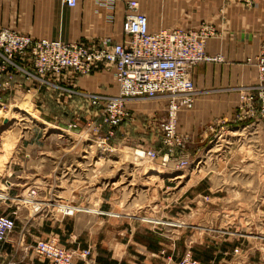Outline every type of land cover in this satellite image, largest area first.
Returning a JSON list of instances; mask_svg holds the SVG:
<instances>
[{
  "label": "rangeland",
  "instance_id": "obj_1",
  "mask_svg": "<svg viewBox=\"0 0 264 264\" xmlns=\"http://www.w3.org/2000/svg\"><path fill=\"white\" fill-rule=\"evenodd\" d=\"M141 6L147 10L152 9L150 4L143 6L141 3ZM151 18L156 24L157 18L154 15H151ZM211 29L213 30L212 27ZM198 69L204 73L206 68ZM212 73L209 74L210 78L214 77ZM220 88L218 84L213 83V80L196 87V98L201 103L198 112L207 121L211 120L208 127L214 126L220 118L212 120L215 114L213 112L208 114V110L212 107L206 106L204 103L206 98L215 97L221 92L236 94L244 87ZM24 94L12 99L6 104L7 107L0 111V196H7L6 199H0V213L10 215L15 220L13 230L21 233L17 239L18 243L22 244L21 250L25 256L32 255L30 257L33 260L38 259L39 257L34 256V252L24 251L23 247L33 246L38 242H34V238L48 239L54 236L52 234L60 235L64 218L81 212L88 214L89 218H95L96 214H109L110 207L116 206L118 212H125L124 210L128 209V214L139 218L138 225L160 223L179 231L176 234V243L181 246L172 251L173 257L166 258L163 264H177L186 256L200 264L229 262V264H242L240 250L242 249L244 253L252 247L259 248L255 254L256 256L259 254L258 259L246 264H257L260 261L264 250V216H258L256 219L253 217L233 219L224 230H221L219 219L203 217L210 212L209 207L212 205L209 203V197L204 194L217 198L219 203L224 200V203L229 202L240 207L250 206L249 208L256 205L253 202L251 189L243 183L256 178L264 181V170L247 171L245 167L258 160L255 156L247 159L242 155V147L239 146L236 138L239 135L236 134L234 137L226 133L233 138L226 137L227 143L223 145L221 151L214 148L212 142L208 147L212 149L210 152L212 156L205 154L207 144L197 149L199 153L202 152V165L199 170L197 168L193 170L192 183L195 184L184 194V197L204 195L207 201L199 211L193 206L183 210L180 209V205L169 202L173 195L180 191L179 186L175 187L173 181L178 178L168 179L164 176L172 175L171 173L176 170L174 155L168 157L165 166L162 165L165 150L160 141L159 122L154 120L157 115H153L150 107L156 100L166 102L164 98L128 101L131 106L141 105L137 109H132L133 113L131 112V123L135 120L138 124L135 127L128 126L124 130L126 136L114 137L110 142L111 149L108 151L103 149L99 140L92 138L85 131L81 132L80 129L71 133L62 131L63 127L77 116L83 117L86 114L85 110H88L81 109L75 94L70 95L72 100L70 108H56L62 103V95L51 93L47 96L45 101L49 109L47 107L44 113L46 117L36 103L39 93L34 92V97L33 91ZM101 95L115 96L111 91ZM36 110H40V115ZM12 116L15 118L11 119ZM4 120H6L5 124ZM53 132L58 135L57 139H50ZM184 136L189 139L188 135ZM139 148L154 150L157 159L149 162L144 158H137L135 151ZM217 154L220 155L217 156L218 158ZM160 167H165L166 170ZM159 170L163 174L158 172ZM257 190L259 194L255 195V202L258 198L259 202L262 200L264 212V186ZM30 191H34V196L31 202L25 203L24 200L28 198ZM210 191H214V194L212 195ZM110 198L116 199V202L112 200L110 204ZM54 204L71 207L74 209L73 213L65 215L61 210L53 207ZM182 210L184 212L181 213V217L179 214ZM69 228L70 225L66 226L65 231L69 232ZM218 232H224L225 235L222 236ZM193 235L195 238H192ZM173 238H175L173 235L167 237L170 240ZM218 239L223 245L217 244L220 247H211ZM65 244L66 246L63 244L64 248L68 251L88 249L90 259L95 262L89 247L77 249L73 247L74 242ZM10 260L8 259L4 264ZM82 260L76 257L75 262L83 264Z\"/></svg>",
  "mask_w": 264,
  "mask_h": 264
},
{
  "label": "crops",
  "instance_id": "obj_2",
  "mask_svg": "<svg viewBox=\"0 0 264 264\" xmlns=\"http://www.w3.org/2000/svg\"><path fill=\"white\" fill-rule=\"evenodd\" d=\"M126 1L128 0H76L74 8H67L61 3V0H0V31L10 30L27 35L32 39L59 40L63 43H80L89 47L99 46L103 41L117 43L122 39L121 25L124 20ZM133 1L138 3L139 11L147 17L150 31L196 30L201 24H207L213 28L215 34L207 40L205 51L210 56H221L223 62L204 63L191 70L190 77L195 91L196 87H200L204 83L207 84L210 80L218 84L220 89L248 87L255 84V68L248 65L246 59H252L258 55L264 56V0H246L247 3H223L222 0ZM141 3L143 6L145 4L152 5V9L143 8ZM151 15L157 18L156 24L152 22ZM199 67L206 68L205 72H200ZM210 73L214 75L213 78H210ZM53 82L59 89L43 87L33 91V97L34 92L39 93L36 103L43 114L46 113L47 107L49 109L45 100L51 93L63 96L62 103L56 108H70L72 102L70 95L73 93L101 95L111 91L112 95L117 94L113 72L106 71L100 66L85 76H77L66 71ZM41 91L42 93H40ZM197 99L195 94L193 108L189 111H181L177 118V132L182 136H189L186 152L192 156L201 145H205V141L210 135L206 133V130L211 120L207 121L199 114L198 109L201 103ZM79 102L81 109H88L82 98L78 100ZM204 103L208 108L212 107L211 110H208L209 115L211 112L215 114L212 120L229 117L235 111L237 93L221 92L215 97L206 98ZM140 106L125 104L130 115L134 109ZM150 107L153 115H157L154 120L160 123L165 118L166 102L156 100ZM37 111L40 115V110ZM85 112L91 118L95 115L90 110H85ZM46 116L44 114V117ZM131 121L132 115L129 121L123 122L116 128L115 138L126 136L124 130L128 126L135 127L138 124L135 120L133 123ZM256 138L264 145L262 132H259ZM160 168L166 170L165 167ZM245 168L247 171H263L259 169L257 163L248 164ZM158 172L163 174L160 170ZM171 174L164 176L168 179L178 178L173 181H175V187L179 186L180 191L175 193L169 202L180 205V209L183 210L193 206L199 211L200 207L206 204L204 198L209 197V203L212 204L209 207L210 212H207L203 217L219 219L221 230L229 226V222L233 219L242 220L252 217L256 219L258 216H264L262 215L264 213L262 200L259 202L258 198L255 202V195L259 194L257 189L264 186L262 180L259 181L256 178L243 183L244 186L251 189L254 205L256 204L249 208L250 206L242 205L240 207L229 202L224 203V200L219 203L217 198H211L208 194H204L207 197L204 195L184 197V194L195 184L192 183L193 169L175 170ZM213 192L210 191L212 195ZM112 200L116 202V199L110 198V204ZM183 210L179 214L181 217ZM124 211L118 212L116 206H111L109 214H96L94 219L89 218L88 214L77 213L72 217L64 218L60 235L52 234L54 236H50L48 239L59 241L58 244H61L62 248L64 245L66 246L65 243L73 242L75 243L73 247L75 246L77 249L89 247L93 252L95 264H163L166 258L173 257L172 251L181 246L176 243V234L179 231L167 228L160 223H139L140 225H138L139 218L128 214V209ZM68 225H70L69 232L65 231ZM218 233L222 236L225 235L224 232ZM19 235H21L20 232L13 230L2 242L1 249L4 254L2 264L8 259L16 264H49L43 258L33 260L30 257L32 255L25 256L21 250L22 244L18 243ZM170 235L175 238L167 239ZM192 238L195 236L193 235ZM34 239V242L48 240L47 238ZM76 239H78L77 243ZM217 244H222L220 239L216 240V244L211 247H220ZM26 247L28 246H24L23 249ZM258 250V247H252L242 253L241 249L242 264L256 261L259 254L257 256L255 254ZM16 253L19 254L16 255ZM73 264H81V262L74 260Z\"/></svg>",
  "mask_w": 264,
  "mask_h": 264
},
{
  "label": "built area",
  "instance_id": "obj_3",
  "mask_svg": "<svg viewBox=\"0 0 264 264\" xmlns=\"http://www.w3.org/2000/svg\"><path fill=\"white\" fill-rule=\"evenodd\" d=\"M222 2L247 3L246 0ZM61 3L67 8H74L76 0H61ZM137 4L133 0L125 4L122 39L117 43L103 41L99 46L89 47L59 40L32 39L8 30L0 31V111L20 94H29L43 87L59 89L53 80L66 71L85 76L100 66L106 71H113L117 94L107 97L73 93L82 98L88 111L95 115L93 118L88 114L77 116L62 128L63 132L85 131L99 140L103 149L110 151L116 128L131 119L125 108L128 101L164 98L165 118L158 125L160 141L165 150L162 165L165 166L168 157L174 155L177 170L188 169L191 164L199 170L202 152L198 151L193 156L186 152L189 139L176 132L177 118L181 111H189L194 105L196 91L190 77L191 70L204 63L223 62L221 56H210L205 51L213 30L209 25L201 24L196 30L150 31L147 17L139 12ZM246 63L255 68V84L238 90L235 111L207 128L206 133L210 135L205 141L206 147H203L206 155H211L212 149L208 147L212 142V146L221 151L227 143L226 133H235L239 135L236 138L242 147V155L247 159L255 156L258 162L253 163L264 170V145L256 138L259 132L264 134V56L246 59ZM218 154L216 157L220 156ZM135 156L149 162L157 159V153L150 149H138ZM33 196L34 191H30L24 202H31ZM67 212L65 215L71 214ZM14 227L15 220L10 215L0 213V243ZM32 249L37 257L47 260L49 264H72L76 257L83 259V264H93L88 249L68 251L45 240L36 242ZM260 257L257 264H264V250ZM1 258L0 249V264ZM6 264L13 263L8 261ZM177 264L200 263L186 256Z\"/></svg>",
  "mask_w": 264,
  "mask_h": 264
},
{
  "label": "bare ground",
  "instance_id": "obj_4",
  "mask_svg": "<svg viewBox=\"0 0 264 264\" xmlns=\"http://www.w3.org/2000/svg\"><path fill=\"white\" fill-rule=\"evenodd\" d=\"M127 2L128 1H126V4H127ZM138 5V4H137ZM138 10H139V5H138ZM140 12V11H139ZM8 31H10V30H8ZM21 35H23V34H21ZM27 36V35H26ZM29 37V36H28ZM31 38V37H30ZM47 40V39H46ZM113 72V71H112ZM114 77V76H113ZM24 95H26V94H24ZM15 118V116H12V118L11 119H14ZM34 119H38V118H35L34 117ZM7 120V119H6ZM6 120H4L3 121V123L5 124L6 123ZM9 121V120H8ZM8 121H7V123H8ZM38 121V123H41L39 120H36V122ZM42 121V120H41ZM63 131V130H62ZM176 132H177V129H176ZM54 134H51V139H57L58 138V135L56 134V132H53ZM178 133V132H177ZM234 135H236V134H232V136H234ZM61 136V135H60ZM182 136V135H181ZM4 145V144H3ZM139 149H143V148H139ZM175 167V166H174ZM191 167V169H196V168H192V164L188 167V169ZM176 169V168H175ZM177 170V169H176ZM177 171H182V170H177ZM155 175H158V174H156V173H154ZM153 175V174H152ZM152 177H156V176H152ZM157 178V177H156ZM6 195H2V196H0V199H3V198H5L6 199ZM37 205H35V207H36ZM53 207H56V209H59V210H61L64 214L67 212V213H69V212H71L72 213V210H74L73 208H71V207H65V206H62V205H60V204H54V205H52ZM75 211H77V210H75ZM6 240V239H5ZM4 240V241H5ZM41 241H44V240H41ZM45 241H48V242H51V243H56L57 244V246L58 247H60V248H62L59 244H58V242L55 240V239H48V240H45ZM1 244H2V242L0 243V249H1ZM62 249H64V248H62ZM25 251H31L32 253L34 252L33 251V249H32V246H29V247H26L25 249H24ZM65 250V249H64ZM1 252H2V249H1ZM34 254V256H36L37 257V255L35 254V253H33ZM2 257H3V252H2ZM76 258H74L73 259V261H72V264H73V262H74V260H75ZM1 261H2V258H1ZM10 262H12L13 264H16L14 261H11L10 260ZM93 262V261H92ZM93 264H94V262H93Z\"/></svg>",
  "mask_w": 264,
  "mask_h": 264
},
{
  "label": "water",
  "instance_id": "obj_5",
  "mask_svg": "<svg viewBox=\"0 0 264 264\" xmlns=\"http://www.w3.org/2000/svg\"><path fill=\"white\" fill-rule=\"evenodd\" d=\"M5 122V121H4Z\"/></svg>",
  "mask_w": 264,
  "mask_h": 264
}]
</instances>
